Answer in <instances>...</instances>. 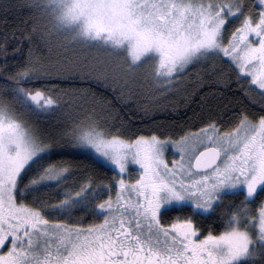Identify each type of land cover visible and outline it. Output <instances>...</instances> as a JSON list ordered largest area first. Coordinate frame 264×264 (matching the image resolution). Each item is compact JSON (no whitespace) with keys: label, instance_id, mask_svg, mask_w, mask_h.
Segmentation results:
<instances>
[{"label":"snow or ice","instance_id":"snow-or-ice-1","mask_svg":"<svg viewBox=\"0 0 264 264\" xmlns=\"http://www.w3.org/2000/svg\"><path fill=\"white\" fill-rule=\"evenodd\" d=\"M14 7L33 13L23 40L59 58L29 48L15 63V40L10 71L0 38V264H264V0L0 4ZM74 73L158 97L234 76L259 110L227 129L209 118L178 138L128 135L105 97L51 86ZM59 108L71 111L56 128L28 118Z\"/></svg>","mask_w":264,"mask_h":264},{"label":"trees","instance_id":"trees-1","mask_svg":"<svg viewBox=\"0 0 264 264\" xmlns=\"http://www.w3.org/2000/svg\"><path fill=\"white\" fill-rule=\"evenodd\" d=\"M2 3L23 5L28 3V0H0V4ZM32 15V11L27 7H14L8 12L0 8V38L4 35L9 37L10 71L13 70L11 56L12 48L16 46L15 40L23 41L20 45L22 52L16 54L15 63L24 61L29 48L33 50L35 56L40 57L43 61L55 62L59 58L56 49L50 53L45 44L38 39L33 38L31 42L23 40L21 34L31 27ZM66 55H71V53H66ZM0 63H3L2 59H0ZM138 83H144V87L140 88L132 85V90L129 92L126 88L114 90L112 86L104 82H97L92 78L85 77L81 79L78 73H74L71 77L53 76L50 81L51 86L64 92L89 88L98 96L105 97L111 102V109L116 118V126L120 127L123 124V130L128 135H150L154 132L157 135H171L173 138H178L186 131H197L204 126L209 118L216 119L224 129H227L241 110L250 112L259 110L258 105L254 106L244 98L234 76L227 87L211 83L203 88L189 85L186 89H181L164 97H158L147 82L138 81ZM121 92H123V99L120 98ZM70 111L67 108H59L55 111L28 118L39 127L47 130L69 123ZM71 114L73 116L79 115L76 112H71ZM65 158L76 159L77 163L74 164V167L78 171L85 169V165L91 163L90 161H84L83 158ZM94 170V167L86 169V171ZM75 215L80 214L76 213ZM93 219L91 216H85L84 223H90ZM67 222L75 223V219Z\"/></svg>","mask_w":264,"mask_h":264},{"label":"rangeland","instance_id":"rangeland-1","mask_svg":"<svg viewBox=\"0 0 264 264\" xmlns=\"http://www.w3.org/2000/svg\"><path fill=\"white\" fill-rule=\"evenodd\" d=\"M195 132H196V131H195ZM166 157H167L169 160H171V159L173 158V152H172L171 149H169V150L166 152ZM130 171H131V172H134L133 175H135L136 167H135V166L132 167V168L130 169Z\"/></svg>","mask_w":264,"mask_h":264}]
</instances>
